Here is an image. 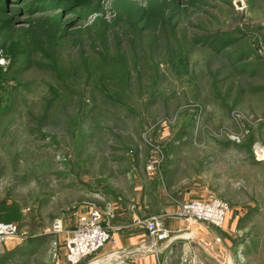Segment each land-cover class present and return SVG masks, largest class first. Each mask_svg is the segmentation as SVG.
<instances>
[{
  "label": "rangeland",
  "instance_id": "obj_1",
  "mask_svg": "<svg viewBox=\"0 0 264 264\" xmlns=\"http://www.w3.org/2000/svg\"><path fill=\"white\" fill-rule=\"evenodd\" d=\"M0 57V264H69L86 208L112 238L143 183L228 205L179 217L183 264H264V0H0Z\"/></svg>",
  "mask_w": 264,
  "mask_h": 264
},
{
  "label": "built area",
  "instance_id": "obj_2",
  "mask_svg": "<svg viewBox=\"0 0 264 264\" xmlns=\"http://www.w3.org/2000/svg\"><path fill=\"white\" fill-rule=\"evenodd\" d=\"M4 64V59L0 57V65L3 66ZM148 170H150L149 167ZM110 212L111 210L108 207L102 210L97 206H91L87 207L84 214L78 217L76 227L66 238L65 251L69 264H79L83 259L112 242L111 230L103 225V214L108 215ZM227 212L228 205L226 203L217 198L209 197L207 200L181 202L178 205L177 216L187 221L204 222L215 228H222ZM135 224L143 227L149 238L147 244L142 243L139 247L140 254H159L161 252L159 246L163 242L166 243L165 249L167 248L172 237L163 226L161 217L152 216L143 220L137 219ZM16 237H18L16 225L0 222V257L3 255V247L7 241ZM219 241V239H216V242ZM55 246L54 242L50 244L53 256ZM123 253V251H112L106 256L105 264H126ZM242 253L238 256L241 264L245 261V256H242ZM187 254V251L184 252V261ZM192 264L202 263L193 261Z\"/></svg>",
  "mask_w": 264,
  "mask_h": 264
},
{
  "label": "crops",
  "instance_id": "obj_3",
  "mask_svg": "<svg viewBox=\"0 0 264 264\" xmlns=\"http://www.w3.org/2000/svg\"><path fill=\"white\" fill-rule=\"evenodd\" d=\"M171 173H174L173 169ZM179 175L180 171L175 175V178H177ZM147 184L149 185L150 183H143L140 187V191L137 192L135 208H129V206L127 205H119L118 207H116L117 211L116 216L114 217V225L116 226L117 224L115 220L118 221L119 223H121L119 226L120 229L119 227L114 228V231L112 232V242L104 246L99 256H104L112 251H123L124 260H130L134 264H183L182 259L184 257V252L187 251V246L185 242H182L181 240H179L180 238H177V234L180 232V230L186 229V227L185 220H182L177 216V206L180 202L189 201L194 198V193L191 192V189L186 188L185 190H183L181 200H165L160 198L159 195V197H157L158 202H155V195L157 196V194L154 193V196L152 195L151 197H149L146 194ZM179 185L181 184H175L176 187H179ZM195 185L196 184H192V186ZM115 205L117 206L118 204ZM131 209H135L133 214L131 213ZM159 212H163L166 215L163 226L169 233L175 236L172 237L170 243H168L167 248L162 249L159 254L148 253L146 255H142L138 251L139 247H141L142 243L147 244L149 242V238L146 230H144V228L141 226L131 223V219L132 217L134 218V216L139 217L137 219H144L149 216L164 215L162 213L159 214ZM126 252H128L129 254H125ZM99 256H97V258ZM99 260L100 259H98L97 261ZM87 264L92 263L87 262Z\"/></svg>",
  "mask_w": 264,
  "mask_h": 264
}]
</instances>
